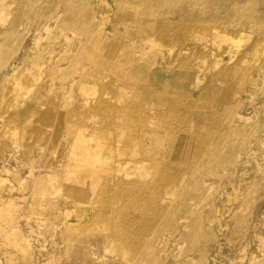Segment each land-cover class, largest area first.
<instances>
[{
	"label": "rangeland",
	"instance_id": "obj_1",
	"mask_svg": "<svg viewBox=\"0 0 264 264\" xmlns=\"http://www.w3.org/2000/svg\"><path fill=\"white\" fill-rule=\"evenodd\" d=\"M0 264H264V0H0Z\"/></svg>",
	"mask_w": 264,
	"mask_h": 264
},
{
	"label": "bare ground",
	"instance_id": "obj_2",
	"mask_svg": "<svg viewBox=\"0 0 264 264\" xmlns=\"http://www.w3.org/2000/svg\"><path fill=\"white\" fill-rule=\"evenodd\" d=\"M117 1H119V0H117ZM131 1H132V0H131ZM160 1H161V0H160ZM187 1H188V0H186V2H187ZM128 2H129V1H128ZM128 2H127V3H128ZM169 2H170V1H169ZM255 2H257V1H255ZM255 2H254V3H255ZM259 2H260V1H259ZM259 2H258V3H259ZM123 4H124V3H123ZM189 4H190V2H189ZM211 4H212V3H211ZM159 5H161V4H159ZM208 6H209V4H208ZM161 7H163V6H161ZM169 7H172V6H169ZM174 7H175V6H174ZM209 7H210V6H209ZM65 8H66L67 10H69V7H68V6H66ZM231 8H232V7H231ZM174 9H175V8H174ZM156 10H157V9H156ZM167 11H168V9H167ZM154 12H155V10H154ZM167 13H168V12H167ZM169 15H170V14H169ZM255 15H257V14H255ZM178 16H179V15H178ZM207 16H208V15H207ZM213 16H214V15H213ZM258 16H259V15H258ZM77 19H79V18H77ZM260 19H261V18H260ZM156 29H157V28H156ZM158 29H159V28H158ZM104 42H105V41H104ZM103 44H104V43H103ZM140 84H141V83H140ZM142 216H143V215H142ZM137 222H138V223L135 222V226H137V227H138L139 225H141L142 223H143V225L146 223V221L144 220V218H143L142 222H141V220H139V221L137 220ZM153 224H155V223H153ZM145 225H146V224H145ZM126 249H127V248H126ZM123 250L125 251V249H123Z\"/></svg>",
	"mask_w": 264,
	"mask_h": 264
}]
</instances>
